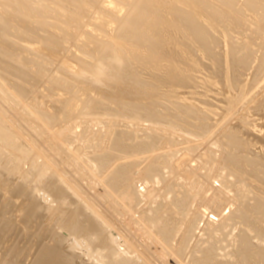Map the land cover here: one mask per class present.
Listing matches in <instances>:
<instances>
[{
	"label": "bare ground",
	"instance_id": "6f19581e",
	"mask_svg": "<svg viewBox=\"0 0 264 264\" xmlns=\"http://www.w3.org/2000/svg\"><path fill=\"white\" fill-rule=\"evenodd\" d=\"M121 1L122 0H64V1H59V0H0V6H2V8H3V9H0V24H1V27H0L1 30L0 31L3 33V34H1L2 41H0V80L3 82V85L8 88L7 89L0 84V92L2 91L3 92L2 94H5V95L10 94V96H12V97H14V96L18 97V95L20 93L25 94L27 91H30L31 88L32 89L35 88L37 82L39 83V81H40L42 83L43 78H45L44 75L47 72H49L50 70H52V69H48V68H49V64H51V61H50L51 58L50 57L53 56V54H52V56L50 54L54 52V50L56 49L55 47H57V49H58V50H56L57 52H59L61 49H65L66 47H68L65 45V48H63L65 43L68 44L70 42V41L68 42V40H70V38L66 39L64 37H69L72 33L74 34V32H77L78 30H80L79 28L82 24L80 20H82V18H83L82 10L84 9L86 11V10L96 8L95 9V16H96V14L99 16L105 15L107 13L106 11H108V10L110 11L111 9H112V11H114V12L116 11V13H117L118 12L117 9H120V8H117V4H119V6L122 4L125 5V2H121ZM138 1H139V3L136 0L134 2L132 1L133 3L137 2V3H135L136 5L138 4L137 6L135 5L136 7L133 6L131 8V5L128 4V5H130L131 9H130V11L128 9L129 13L127 14L126 17L124 16L123 18H120V17L115 15L118 18V19L116 18L115 20H117L118 22L116 24L117 29L115 28L116 32H115V35L113 37L114 40L109 42V44H107V45H105L104 43L99 45L100 42L97 44V45H99V48L102 51V53H101L102 56L97 57V58H92L94 61L92 66H86L85 64H81L79 66L77 72L74 73L71 71L73 68L70 65H67V66H69V70H68V68L63 69V70L58 69L59 71H57L56 74H55V72L52 73V71H50V73H52L53 75L55 74L56 76L54 77L53 80H50V82L48 80L46 81L47 78L45 79V81L47 83L49 82V85H50V83H52L54 81L52 83V87L55 88V86H56L55 91H58V89H60V90H63L65 88L68 89L67 87H69V84L63 78V76H68L71 79L75 80L81 89L91 88L92 90H94L96 92V94L100 95L101 100L96 102V101H94V99L93 100L88 99L89 101L88 102L86 101V103L84 104V108L82 105L81 106L82 110H79V111H81V114H78L79 111L78 112L76 111L75 115L78 114V115L83 116L86 114L85 111H87V109H90L95 104H101L100 105L101 109L104 108V111L101 110V111H99L100 112L99 113L98 110L100 108L97 110L98 106H96V105L95 106L97 107L96 108L97 111L94 110L99 115L102 114L103 116L104 115L109 116V118H111V116L116 115L115 119H117V120H119V118H117V116L123 115V117L126 116V118H131V119L134 118L133 120H136L137 122H139L138 126H135L136 123L134 126H133V124H132V126H130L131 124L129 123L130 125L127 124V126L125 128H123L125 126L123 124V122H122V124L124 125L123 127L120 126L118 128H114V127H117L115 124H114L115 125L114 127H111V128L106 127V133H109L108 135L111 136L110 135V132H111L112 136H111L109 142H107L106 146L101 145L102 146L101 151L96 152L95 156H93L95 162L94 161L92 162L93 164L95 163L93 165V167H94L96 173L94 171L93 172L95 174H98V175H101V173L106 172V170H108L111 167V165L114 164V166L111 167L109 172H107L106 176L105 177L103 176L104 180L103 179L102 180H103V183L105 184V187L106 186H107V188L109 187L110 191H112L111 193H113L114 195L116 194L117 196H119V198H122L121 202H123L125 205H127L128 208L129 207L131 208V206L128 205L131 201H135V199H137L139 201L140 195H137L134 197H123V194L125 193L128 186H131L134 184L133 177H132V172L134 170L133 168L135 166H137L138 164H140L141 162H144L146 160L145 157L144 158H133V157H136V156L141 155V154H145L146 149H147L145 146V143H146L145 140L149 137H150L151 142L154 143L155 147L161 145V143H162V131H160L158 129H154V128L165 127L169 130L178 131L182 134H185V135L189 136L190 138H198L200 136H203L204 133H206L209 128H208L207 123L205 122V119L202 117V114H204V115H212V114L214 115L215 114L212 110V102L208 99V97H210V95H213L214 93L217 94L219 92V90H220L219 88L221 87L220 86L218 88L219 85H221V84L222 85L224 84L225 86L227 85L226 90L224 89L225 87L222 88L221 90H225V91H222L223 95H224V92H225V95L227 92V96L224 95V97H226V98L225 99L222 98V99L224 100L223 101L224 102V111L229 112L231 109H233V107L239 101H241V99L243 97H245V94H247L249 91L253 90L252 88L255 87V85L264 76V44L260 47L261 51H259V52L261 54L259 56H257V55L254 56V58H256L255 62L258 61L257 62L258 64L256 63L257 67H252V64H251V63H253L252 59H251L252 62L251 61L249 62L251 64L249 67L250 68L252 67L253 69L259 70V72L255 76L247 75L246 77H245L246 72L243 71L244 75L241 72V70H243L242 68H245L244 70H246V71L249 69V67H247V65H248L247 61L249 58V54L247 52H245V53L243 52V49H245V46H246L245 44H247L246 41H248V39L245 41V44H242V41H239V42L234 41L235 44L238 43V45H235V47H234L235 50L243 53V55L241 57L233 58L231 61H229L228 63L223 65V67L222 66L215 67L214 65L211 64V60L213 58H215L216 54L218 53V51L216 50L217 46L214 49V45L217 44L216 40H218L217 38H215L216 37L215 32L216 33L218 32L220 35L221 34L224 35V37L226 35L228 36L230 33L232 35H234L232 33L233 30L231 31L230 29H234L235 28L234 25H236L237 28H238V26L243 27L244 24L246 26L251 25V27L255 26L256 30L258 29L257 31H259V30L261 31L262 29L264 30V14H263L264 13L263 12L264 11V0H244V1L242 0L241 2H245V4L239 2V0H138ZM127 2H128V0H127ZM237 3L238 4L241 3L242 6L244 5V7H242V6L239 7V5ZM32 5L33 6L36 5V7L34 6L32 8ZM237 5H238L239 9L236 8ZM44 7H47L50 10L46 11L44 9ZM54 7H56L57 9H54ZM90 11H92V10H90ZM247 11L251 12L248 14V16H246V14L248 13ZM33 12L35 13L34 16L32 15V14H34ZM51 12H53V13L56 12L57 15L51 14ZM58 13H60L63 17L65 16L64 19H66V20L65 21L63 20L64 21L63 23H65L68 26V28L70 27V29L72 30L70 32L67 31L69 33H67L66 30L64 31L63 29H62L63 31H60V29L62 27L67 28V26H65V24L64 25L62 24L63 18L62 17H61L62 19L58 18ZM88 13H89V11H88ZM111 14H114V13L112 12ZM79 15H80V17H82L81 19H79ZM88 15H86V13H85V16H88ZM24 16H25L24 20L26 18L33 19L34 17H36V19L34 18L33 21H34V23L37 24L38 30H41L42 33L39 31H38L39 32L38 33L37 30H35L37 32V34H36L35 31L33 32L32 30H30V29H32V26L36 27V25L35 26L31 25V27H30L29 25L32 23H30V24L28 23L29 25L26 24L30 29L27 26L24 27L25 24L23 25V27H19L18 25L22 26L21 20L20 21L18 20L20 23L19 22L17 23L16 21L20 17L23 20L22 17H24ZM55 16H57L58 19H56ZM111 16L110 17L105 16V17L109 19V18H111ZM101 17H103V16H101ZM105 17H104V20H105ZM113 17H114V15H113ZM113 17H112V19H113ZM15 18H17V19H15ZM46 18H50L52 20H55V19L59 20L60 19L61 23H60V21H59L60 24H58L57 21H53V23L51 21V23H50V22L45 20ZM70 19L75 20V22L73 20L71 21ZM94 19L90 18V20H93V21H94ZM90 20H89V22H90ZM107 20L104 21L105 24H108V22H106ZM27 21L30 22L32 20H30V21L25 20L23 22L27 23ZM108 21L111 22L112 20H108ZM95 22H94V24L93 23L92 24L95 25ZM98 22H101V21H97L95 26H98L97 25V24H99ZM74 23H76V24H74ZM101 23L99 25L102 26V24H104V23H102V24ZM61 24L63 26H61ZM105 24H104V26H105ZM245 25H244V27L246 29ZM89 26H92V25H89ZM233 26H234V28H233ZM108 27H110V26H108ZM53 28H60L59 33L57 31H54V32H57V34L52 32L51 29H53ZM68 28H67V30H69ZM81 28H82V26H81ZM247 28H249V27H247ZM73 30H75V31H73ZM85 30H86V28H85ZM93 30H95V29H93ZM227 30H230L231 32L228 34ZM244 30L242 29L240 32L242 33V31H244ZM256 30H254V31L256 32ZM43 31H44V33H43ZM89 31L90 30H86L83 32L85 34H87L88 37H90V35H92V34H89V33L92 30L90 32ZM234 31H236V30H234ZM45 32H46V34H45ZM60 32H62V33L65 32V34H60ZM243 33L245 34L246 32H243ZM251 33H253V31ZM262 33H264V31ZM219 34H217V36ZM239 34L236 33L234 36H237ZM261 34H259V36H261ZM74 36L76 37L77 35L70 36L71 39ZM13 37H17L19 40H21L24 43V44H22L23 50L28 52L29 57H27L28 55H26L27 52H24V51H22V53L18 54V52H19L18 47H17V49L15 48V50L17 52V54H15V52H14L15 50H13L14 48L12 49V45H11ZM82 37L84 39V36H82ZM224 37L223 38L219 37V38H221L220 41H222L223 39L225 41H228L227 39H225L226 37L225 38ZM231 37H233V36H231ZM85 39H87V38H85ZM91 39H90V41L92 42ZM19 40L18 41L14 40V42H19ZM87 40H89V39H87ZM233 40H235V39L233 38ZM239 40H241V39H239ZM262 41H261V37H260L259 42H262ZM86 42H88V41H85L84 43H86ZM259 42L257 41V43H255V44L258 45ZM21 43L19 42L17 46H20ZM84 43L82 44V46L78 45L80 47L78 49H80L81 53L83 52L82 54L85 53L84 52L85 49H84V51H83V49H81V47L84 48L83 47ZM219 43H222V42H219ZM263 43H264V41H263ZM255 44H253V45H255ZM13 45H15V44H13ZM42 46H45L46 48H44V47L42 48ZM52 46L55 49L53 48L54 49V50L52 49L53 52L50 53L51 49H49L48 47H52ZM13 47H15V46H13ZM221 47H222V45H221ZM40 48H41V50H40ZM76 48H77V46H76ZM257 48L259 50V47H257ZM21 49H22V47H21ZM42 49H44V50H42ZM48 49H49V51H48ZM212 49L214 51L216 50L217 52H214ZM45 50H47L48 53H46ZM258 50H257V52H258ZM57 52H56V54H57ZM213 52L216 54H214ZM219 53L223 54V52H220V51H219ZM21 54L24 56H22ZM48 55H50V56H48ZM79 55H80V53H79ZM46 58H49V60H47ZM52 58H55V57H52ZM254 58H253V60H254ZM41 59H46L48 64L46 66H42L41 65ZM60 60L61 59H59V61ZM135 61L136 62H138V61H144L145 62L146 65H144L143 67H141V64L139 63L141 69L143 68L142 71L137 72L134 70V68H135L134 64H136ZM30 62L34 63V66H31ZM28 63H29V65H28ZM52 64H53V62H52ZM57 64L55 63L54 65H57ZM63 64H64V62H63ZM54 65H52L53 69H54ZM59 65L62 66V63L61 64L59 63L57 66H59ZM30 66H31V68L36 67V66H38V68L40 67V69H38L39 71H37V73H36L37 75L35 74L34 71H33L34 74H32L30 72L31 71ZM67 66L63 65L62 67H67ZM96 66H97V68H94ZM58 68H60V67H58ZM56 69H54L53 71H56ZM53 75L51 76V78L53 77ZM46 77H48V76L46 75ZM239 82H242L244 84L243 89H238V83ZM41 83H39V84H41ZM45 85L43 86V88H45ZM48 87H47V89L49 90L50 87L49 88ZM6 89L9 93L5 92ZM48 90L46 91V88H45L46 92H49ZM52 90H54V89H52ZM207 91L209 92L208 93L209 95L206 99L201 98L203 95L201 97L198 96V95H201L203 93L205 94V92H207ZM51 92H53V91H51ZM188 92L190 93L189 96H191L193 94V96L196 95L199 97V98H194L195 96L194 97L192 96L195 100L201 98L200 100H197V101H199V103L198 102H197V104H195V102L191 103V102H193L192 100H194V99H192L191 97L189 99L188 95H186V93H188ZM76 95H77V93L73 96V98L75 100L72 98V101L73 100L75 102L77 101ZM213 97H215V96H213ZM187 99L190 100L189 102L191 104L190 103L188 104L185 101ZM162 100H164V101L162 102ZM219 100H221V99H219ZM262 100H264V95L255 104H258V105L264 104V102ZM52 101L54 102V100H52ZM165 101L167 103H169V105L171 104V106L169 107ZM57 102H60V101L57 100ZM57 102H56V104L53 103L54 106L53 105L52 106L53 107L58 106ZM81 103L83 104L82 101H81ZM163 103H165L166 106L165 105L163 106L162 105ZM91 104H92V106H91ZM261 106H264V105H261ZM59 107H57V109ZM76 107H77V103H76ZM260 107H258V108H260ZM57 109L55 110L56 114H57ZM77 109H79V108L77 107ZM261 109H263V107ZM70 110H68V111H70ZM91 110H92V108H91ZM202 110H204L205 112H203ZM263 110H262V112H263ZM102 111L104 113H101ZM72 112H75V111L72 110ZM66 113H64V114H66ZM53 114L55 115L54 112H53ZM68 114H70V115H67L69 117H67L65 115L66 118H68V119L71 118L72 115H74V113H72V115H71V112H69ZM89 114H92V113L89 112ZM45 115L49 116L50 114H45ZM94 115H95V113H94ZM48 116H47V118L50 117V116L49 117ZM76 117H77V115H76ZM119 117H121V116H119ZM57 118H60V117H57ZM95 118H97V117H95ZM60 119L63 121V118H60ZM112 119H113V117H112ZM252 119H253V117H251V120ZM93 120H95V119H93ZM248 120H249V116H248ZM248 120L247 121L245 120V122L242 124L241 127H236L233 130H229V132L222 133L220 135V137L216 140V144L219 145V147H221L220 150H222L223 153L224 152L226 153L225 162L227 164H229L231 167V170L225 169L226 173L224 174V179L229 177L228 181L231 185V186L230 185L226 186L227 183L225 184L226 187L229 186V188L227 190H229L230 193L235 194L236 190H238L236 188V184L239 185L240 187H244L246 189L248 188V190H246V192L248 194L245 195L246 199L241 200V198L240 199L238 198L239 197L238 194L234 195V196H236V197L238 196V197L237 198L235 197V200H234L235 202H233V208L230 211L229 219L232 217L231 222H233V223H231L232 225L230 226V229L226 230L227 227L226 228L223 227L224 230L221 229L222 226H226V225H224L225 220H224V222L222 221L223 225L219 223V224H216V226H214L215 223L213 222L214 224L212 223V225H213L212 227H215L213 229H215L217 232L219 231L218 232L219 234L216 235V233H215L212 235L211 234L212 232L209 233L210 228H212V227H210L211 225L209 226V224H210V221H209L208 226L210 228L208 230H206L208 228L207 225H206L207 226L206 229L204 228V230H205L204 235L207 234V236L206 237L202 236L204 238H201L198 240V245L195 246L196 252L195 253L193 252L194 254L191 252L194 257L192 256V254L190 256L188 255L189 259H192L190 261H187V262H190L189 264H264V119L261 117L257 118V119L255 118L253 120V122L248 121ZM5 122H6V120L0 116V137L2 139L5 138V135L9 131L8 126L6 125ZM93 122H95V121H93ZM100 122H102V121H100ZM133 122H135V121H133ZM79 123H80V119H79L78 124ZM145 123L149 124V127L145 128ZM118 125H121V123ZM111 126H113V124H111ZM245 129H247V130H245ZM99 130H101V129H99ZM107 130H109V131H107ZM252 130L254 132H257L259 135L254 134ZM248 132L251 133L248 135H253L252 138L248 139L247 138L248 136L246 137V134ZM106 133H104V135ZM108 135L107 136L105 135V137H108ZM144 135H145V137H144ZM108 139H109V137H108ZM108 139H106V140H108ZM3 141H4V139H3ZM8 142L9 141L5 140V143H8ZM9 144H10V142H9ZM258 145H259V147L253 148V147L258 146ZM3 146H5V145L4 144L0 145V147H3ZM7 148H5L4 150L9 152L7 150ZM15 148H16V146H15ZM254 149H257L258 151L256 152ZM236 150L244 151V153L240 155V158H238L234 154V152ZM11 152H12V150H10L9 155H11ZM17 152L14 151V155L13 154L12 155L15 157V153L17 154ZM1 154H3V153H1ZM171 154L172 153H163V154L161 153V154H159L158 157H155V155L152 156L148 162L150 165L146 166L145 169L143 170V173L145 174V176L148 177V179H152V181L155 180V181L162 184V181H164L165 177H166L164 174V171H165L164 168L165 167L162 166V162H158V159L160 157H163L164 158L163 160H166L169 157H171ZM91 158H92V155H91ZM123 159H124V161H123ZM125 159H127V160H125ZM89 160H91V159H89ZM120 160L123 162L119 163L118 161H120ZM8 164H9V162H8ZM0 171H1V169H0ZM31 172H32V170H31ZM5 173H7V172L5 171ZM10 173H8V174H10ZM17 173H18V171H17ZM22 174H23V176H21V177L25 178L24 173H22ZM220 174H221V172H220ZM220 174H219L218 178L220 176L222 177V175H220ZM20 175L21 174L19 173V176ZM26 176H27V174H26ZM32 176H34V175H32ZM1 177H3V176H1ZM35 177H36V175H35ZM6 178H7V176H6ZM33 179H36V178H33ZM220 179H219V181H220ZM224 179H221V180L223 181ZM59 180H60V177H57V176H51L50 179L48 180L49 181L48 186L51 187V191H49V192H51V195L50 194L49 195L51 197H53L54 201H56V202H59L60 200H62L64 198H68L69 194L74 192V190L67 189V188H65V186L60 185ZM226 180H225V182H226ZM9 181H11V180H9ZM16 181H18V180H16ZM8 182H6V183H8ZM26 182L28 183L29 181H26ZM30 182H33L32 178H31ZM44 182L45 181H43V183ZM15 183H17V182H15ZM22 183H23V181H22ZM3 184H4V182H3ZM18 184H20V183H18ZM174 184H176V182H174ZM174 184H172V186ZM15 185H13V188ZM232 185H235V187ZM239 186H238V188H239ZM0 187L4 188L3 186H0ZM5 187L7 188L8 185ZM16 187H18V186H16ZM49 187H48V189H50ZM105 187H104V189H105ZM183 187L181 190H183ZM42 188H43V185H42ZM42 188H40V189H42ZM173 188L174 187H172V190H173ZM235 188H236V190H235ZM5 189L3 191L4 193L7 192V191H5ZM9 189H11V187L7 188V190H9ZM45 189H47L46 186H45ZM1 190H3V189H1ZM18 190H17V192H18ZM9 191H11V190H9ZM14 191L16 192V190H13V192L11 191L13 193V196L18 198L20 195L15 196L16 193L14 194ZM170 191H171V189H170ZM188 191H190V190H188ZM3 192L0 191V193H3ZM43 192L45 193V192H47V190L46 191L44 190ZM171 192H173V191H171ZM246 192H245V194H246ZM75 193L76 192H74V194ZM9 194H10V192H9ZM18 194H19V192H18ZM107 194H109V193H107ZM5 197H6V195H5ZM7 197H9V196H7ZM19 198H18L17 202H19ZM141 198H142V196H141ZM12 199L14 200V198H12ZM26 199H28V198H26ZM79 199L80 198H78V201H79ZM3 200H4V196H3ZM75 200H77V198H75ZM171 200L174 201V204H176V206L178 205L177 208L180 209L178 212H181L180 214H181V216H183V218H184V214H185V216L186 215L189 216L188 219L184 218L188 222L190 221V225L188 227L189 230L187 229L188 233L186 232L187 233L186 235L182 234L183 233L182 231H181L182 233L180 232V230H183V227L181 225L182 229H180V227H179L180 225H178L180 223L177 224V222H178L177 219L179 217L176 218L177 221L175 224V227H178L177 230L176 229L174 230V227H173V229H171V228L168 229L167 225L166 226L163 225L166 222L168 223V221H169L171 223V224L170 223L169 224L173 226V222H172V216L173 215L167 213V214H163L165 217L162 216L163 211L161 208V205H162L161 197H160L161 203H158V205L156 204L157 205V207L155 206L156 209L153 208V206L149 205L148 207H144V209L146 208L145 212H144V210H141V211H143V215H145V218H146L145 221L146 222L148 221V223L151 225L154 224L155 218L158 217L159 215H160L159 216L160 220L162 217L166 218L168 220V221L166 220V222H165L162 219V221L164 223L162 224V222H161L162 226L160 225L159 227L157 226L156 221H155V224H156L155 226L158 229L157 228L154 229L153 232L158 236L159 239H161V241H163L166 244V246L168 245V246H171L173 248V250H174L173 252L176 253V256L177 255L180 256L182 254V252L183 253L186 252L185 251V250H187L186 246L192 240L191 239V238H193L192 236H194V234L196 233V231L193 230V228L195 229L198 227L197 225H198L199 220L201 218L198 215L194 216L197 205L194 203V201H195L194 196L192 197L191 194H189L188 192L180 191V189L179 190L177 189L176 191L174 190V195L171 197ZM23 201H24L23 203L26 202L25 199ZM118 201H120V200L118 199ZM156 201H158V200H156ZM12 203H13V201H12ZM19 203H21V201ZM35 203H37V202H35ZM123 203H121V205ZM193 203H194V205H193ZM7 204H8V202L6 203V205ZM10 204H9V206H10ZM14 204H15V201L12 204L13 208H15V206L18 205L17 207L19 209L25 208L24 205H26V204H22L24 207L20 205L22 207L21 208V207H19V204H17V205H14ZM199 204H201V203L198 202V205ZM1 205H3V204H1ZM125 205H123L124 208H126ZM138 205L139 204L136 205V203H132V207H136ZM142 205H143V203H142ZM43 206H44V204H43ZM119 206H120V204H119ZM28 207H29V205H28ZM116 207H117V205H116ZM7 208H8V206H7ZM140 208H142V207H140ZM26 209L27 208H25V210ZM34 209L33 208L29 209V210L27 209L25 215L26 216L29 215L32 212V210H34ZM14 210L15 209H13V212L11 213V215L14 213ZM37 210L38 209H36V211ZM90 210H91V207L89 205H87L86 202L84 204L80 201L78 207L71 210L69 215L66 214V212H65V217H63L64 222H63L62 226L60 227L64 231V234H61V233L58 234L57 233L56 238L54 240V244H50V245L48 244L45 247V251L43 250L44 253H42V255L40 254L41 256H39V259L36 262V264H77V262H79V261L81 262V263L79 262L80 264H143L141 262V260L139 259L140 256H138V258H137V254L134 255L135 253L132 250L133 246L130 243H128V240L121 241L116 237H112L114 230L111 231V229L109 230V227L107 228L106 224H109L107 222V220L106 219L103 220V218H101V216L100 217L97 216L99 214L95 215ZM154 210L155 211L157 210V211L154 212ZM3 211H4V209H3ZM7 211H9V209ZM16 212L13 215H18L20 213L23 215L22 212H24V211L21 210V212L19 211L20 213H17V214H16ZM144 213H146V214H144ZM32 214H33V212H32ZM35 214H37V213H35ZM41 214L39 216H41ZM170 215H171V217H170ZM174 215L176 216V214H174ZM66 216H67V219L65 220L64 218H66ZM235 216L238 217L240 220L236 221L235 219H237V218ZM13 217H15V216H13ZM18 217H19V215H18ZM1 218H3V217H1ZM173 218H174L173 219V221H174L175 217H173ZM17 219H16V221H17ZM21 219L22 218H20V220ZM26 219H27V217H26ZM26 219L24 217V220H26ZM31 219H33V218H31ZM159 219L157 218L156 220L158 222H160ZM180 219H181V217H180ZM6 220H7V218H6ZM9 220H7V221H9ZM20 220H18L19 222L18 221L17 222L20 223L22 221V220L21 221ZM228 220H226V222ZM12 221L13 220H11L10 223H12ZM31 221L33 222L34 220H31ZM187 221H185V222H187ZM17 222L14 224L18 225ZM26 222H27V220H26ZM182 222H183V220H182ZM33 223H31V224L29 223V224L32 226ZM60 223H62V222H60ZM1 224H3V223H1ZM23 224L21 222L20 226ZM35 224H36V222L34 223V225ZM169 224H168V226H169ZM182 224H184V223H182ZM187 224L188 223H186V225ZM25 225L26 224H24L23 229L26 227ZM30 225H27V227ZM186 225H185V227H186ZM3 226L6 227V225H3ZM10 227H12V226L10 225ZM144 227H146V225ZM185 227H184V229H185ZM12 228L9 229L10 232H11ZM14 228H16L15 225H14ZM213 229H211L210 231H212ZM21 230H22V228H21ZM233 230H234V232H235V230L237 231V232H235L236 233L235 236L232 237L233 239H231V240H233V242L231 240L228 241L230 235H232V233H233ZM6 231H8V230H6ZM25 231H26V233L28 232L27 230H25ZM60 231H61V229H60ZM224 231H226V232H224ZM17 232H19V230ZM179 232L182 235H180L179 239H177L176 236H177V234H179ZM3 234H4V232H3ZM172 234L174 236H172ZM214 235H216V236L214 237ZM10 236H12V235H10ZM92 236H96V240L93 241ZM0 237H1V235H0ZM216 237L218 238L217 240H215ZM3 238L5 239L6 237H3ZM14 238H16V237H14ZM122 238L125 239L124 237H122ZM198 238H199V236H198ZM226 238H228V239H226ZM4 239H1V240H4ZM175 241H176V243H174ZM4 242H5V245L8 244L6 241H4ZM8 242H9V239H8ZM16 242H18V240ZM223 242H225V243H223ZM1 243H3V241H1ZM1 243H0V245H4ZM26 243L27 242L23 243V241H22V244H26ZM68 243H71L70 246H67ZM83 243H86V244L88 243L89 246L91 245L93 248L92 250H94L95 252L99 251V252L103 253L101 255L104 258V260L101 259L102 258L101 257L100 259L102 261L100 259H99L100 262H99V260L97 261L96 260L97 255L95 256V259L91 258V256L92 257L94 256V254H92V253H91V256L89 254V252H92L91 249H89V252L87 251L88 252V254H87L88 258H86L85 257L86 255H84V254L83 255L78 254V252L76 254L75 250L77 249V246L81 245ZM121 244L124 245V247ZM222 246L223 247L225 246V248H223ZM21 247H23V246L21 245ZM16 248H18V247L16 246ZM226 248L227 249L229 248L230 250L228 249L229 251H227ZM24 249L26 250V248H24ZM78 249H79V247H78ZM85 249L87 250V247ZM15 250H17V249H15ZM79 250H81V249H79ZM15 252H17V251H15ZM124 252H129L132 254V256H129V255L125 254ZM21 253H22V251H21ZM21 253H20V255H21ZM82 253H84V252H82ZM97 254H98V252H97ZM20 255H17V256L21 257ZM184 256H185V254H184ZM0 257H2V256H0ZM98 257L99 256H97V258ZM183 258H185V257H183ZM183 258H181V260H183ZM16 259H18V258L16 257ZM143 262H145V260ZM14 264H16V261ZM184 264H186V263H184Z\"/></svg>",
	"mask_w": 264,
	"mask_h": 264
},
{
	"label": "rangeland",
	"instance_id": "374dc122",
	"mask_svg": "<svg viewBox=\"0 0 264 264\" xmlns=\"http://www.w3.org/2000/svg\"><path fill=\"white\" fill-rule=\"evenodd\" d=\"M59 1H64V0H59ZM132 1L134 2L135 0H128L129 3L127 2V0H122L121 2H125V5H123L121 3L122 5L119 6V4H117V8H120V9H117L118 10L117 13H116V11L114 12L111 9L110 10L111 12L108 10V11H106L107 13L105 15H101L103 17H101L97 14H96L97 17L95 16V9L96 8H93L94 10L90 9L92 11H90V10L85 11L83 9L84 10V11L82 10L83 18L80 17L81 14L79 15V19L82 18V20H80L82 23L81 24L82 28L80 26V28H79L80 30L77 31L78 33L74 32V34L72 33L70 35V36H72V35H77V36L76 37L74 36L73 37L74 39L73 38L71 39L70 36L64 37L66 39L70 38V40H68V42L70 41L68 43L69 45L65 43L63 48H65V45L68 47H66L65 49H61V50L59 49L60 50L59 52L61 54L56 51V50H58L57 47H55L56 49L53 46L48 47L49 49H51L50 53L53 52L52 51L53 48L55 49V50L53 49L54 52L50 54L51 56L53 54L52 57H55V58L50 57L51 58L50 59L51 64H49L48 69H52L50 71H52V73L55 72V74H56L57 71H59V70H63V69H67V68L69 70V66H67V65H70L73 68V69L71 68L72 70L71 69L70 70L75 73V72H77V70L81 64H85L86 66H92L93 62H94L92 58H97V57L102 56L101 55L102 51L100 50L99 45L103 44V43L105 45H107V44H109V42L114 40L113 37L115 35V32H116L115 28L117 27L116 24L118 22L117 20H115L117 18L116 16H118L120 18H123L124 16L126 17L127 14L129 13L130 9L136 5L135 3H137V2L139 3L138 0H136L137 2H135V3H133ZM241 1L242 0H239V2H241ZM241 3L245 4V2H241ZM128 4L131 5V8H130V5H128ZM240 4H238L239 7L242 6V4L241 5ZM238 5L236 7L237 9H239ZM34 6L36 7V5H34ZM34 6L32 5V8ZM242 7H244V5ZM0 9H3L2 6H0ZM44 9L46 11L50 10L47 7H44ZM54 9H57V8L54 7ZM128 9H129V11H128ZM88 11H89V13H88ZM112 12L114 14H111ZM247 12H246L247 13L246 16H248V14L251 13L249 11H247ZM85 13H86V15H88V14L89 15L85 16ZM51 14L57 15L56 12L55 13L51 12ZM59 14L60 13H58V18H60V19L63 18L62 24L64 25L65 23H63V22L66 20V19H64L65 16L63 17L61 14H60L61 16ZM32 15L34 16L35 13ZM109 15L110 16L112 15L111 18H109V19L106 18L107 16L110 17ZM113 15L115 18L113 17ZM55 17H56V19H58L57 16H55ZM104 17H105V20L108 19V20H112V21L109 22L107 20L106 22H108V24H105L104 23V21H105ZM112 17H113V19H112ZM22 18H23V20L21 19V17L18 19L15 18V19H17V21H16L17 23L21 20L22 26L18 25L19 27H23L24 24H25L24 25V27H25V26L29 25L30 23H32L29 26L31 27V25H34V26L36 25V27L32 26V29H30L28 26L27 27L30 30H32L33 32L35 30H37V32L39 31L42 33L41 30H38L37 24L34 23V21H33L34 18L36 19V17H34L33 19L26 18L25 20H29V21L32 20L33 21V22L27 21V23L23 22V21H25L24 20L25 16ZM90 18L94 19V21L90 20ZM56 19L52 20L50 18H46L45 20L50 22V23H51V21H52V23H53V21H57V23L60 24L61 20L60 19L56 20ZM70 20L72 21L73 19H70ZM89 20H90V22H89ZM59 21H60V23H59ZM73 21L75 22V20H73ZM97 21H101L102 23L105 24V26L101 22H98V23L99 24L101 23L102 26L99 24H97L98 26H95ZM94 22H95V25H93ZM62 24H61V26H63ZM74 24H76V23H74ZM89 25H92V26H89ZM244 25H243V27H244ZM65 26H67V25L65 24ZM108 26H110V27H108ZM234 26H235V28H234ZM234 26H233L234 29H230V30L231 31L236 30L234 32L232 31V33L234 35L236 33L237 34L240 33L239 35H237L238 37L232 35L230 33L231 32L230 30H227V33L228 34L230 33L228 35L229 37L225 34L226 38L224 37V35H222V34L220 35L218 32L217 33L215 32V36H216L215 38L218 39V40H216V43L220 47L217 44L214 45V49L217 46L218 49L216 48V50L218 51V53L217 54L214 53L217 51L216 50L214 51L212 49L214 51L213 53L216 54V57L211 60V64L214 65L215 67H219V66L223 67V65H225L226 63L231 61L233 58L241 57L243 55V53L235 50L234 47H235V45H238V43L235 44L234 41L235 42L236 41L237 42L242 41V44H245V41L248 39V41H246L247 44H245L246 45L245 49H243L244 53L247 52L249 54V58L247 61L248 62L247 67H249L251 64H252V67H257L258 61L255 62L256 58H254V56H256V55L259 56L261 54L259 51H261L260 47L264 44L263 43L264 33H262L264 30L262 29L263 30V31L261 30L262 32L260 30L257 31L258 29L256 30L255 26L251 27V25H249V26L245 25L246 29H245V27L243 28L241 26H238V28H237L236 25H234ZM0 27H1V24H0ZM247 27H249L250 29ZM60 28H53L54 30L51 29V31L52 32L57 31L59 33ZM67 28H68V26H67ZM67 28L62 27L60 29V31H63V30L64 31L66 30V32L72 31L70 29V27L68 28L69 30H67ZM85 28H86V30H90V31L92 30L91 32L89 31L90 32L89 34H92V35H90V37H88L87 34H85L83 32V31H86ZM92 28L95 30H93ZM242 29L243 30L245 29V30L242 31V33H241L240 31ZM0 30H1V28H0ZM254 30H256V32ZM73 31H75V30H73ZM252 31H253V33H251ZM37 32L35 31L36 34H37ZM57 32H54V33L57 34ZM69 32H67V33H69ZM243 32H246V33L244 34ZM43 33H44V31H43ZM258 33L259 34L262 33L261 36H259ZM1 34H3V33L0 31V39H1L0 41H2ZM45 34H46V32H45ZM60 34H65V32L64 33L60 32ZM217 34H219V35L217 36ZM82 36H84V39ZM231 36H233V37H231ZM219 37H221V38L224 37L228 41H225L224 39H223L224 41L223 40L220 41L221 38H219ZM260 37H261V41L263 40L262 42H259ZM85 38H87L89 40H87ZM233 38L235 40H233ZM90 39L92 40V42L90 41ZM239 39H241V40H239ZM14 40L18 41L19 39L17 37H13L12 44H11L12 49L14 48L13 50H15V48L17 49V47H18V51H19L18 54L22 53V51L27 52V51L23 50L22 44H24V43L21 40H19L20 43L22 42L20 44V46H17L19 42H14ZM84 40L88 41V42L84 43L85 42ZM257 41L260 44L259 43H258V45L255 44V43H257ZM82 42L84 43V46H83L84 48L81 47V49H83V51L85 49L84 54H82L83 52L81 53L80 49H78V48H80L78 45L82 46V44H83ZM219 42H222V43H219ZM98 43H99V45H97ZM13 44H15V45H13ZM253 44H255V45H253ZM221 45H222V47H221ZM13 46H15V47H13ZM76 46H77V48H76ZM21 47H22V49H21ZM43 47L46 48L45 46H42V48ZM257 47H259V50ZM49 49H48V51H49ZM40 50H41V48H40ZM42 50H44V49H42ZM257 50H258V52H257ZM45 51H46V53H48L47 50H45ZM219 51L223 52V54H220ZM14 52H15V54H17L16 50ZM56 52H57V54H56ZM79 53L81 56L79 55ZM26 55H28L27 57H29L28 52ZM50 55H48V56H50ZM22 56H24V55H22ZM253 58H254V60H253ZM46 59L49 60V58H46ZM46 59H41V65L42 66H46L48 64ZM59 59H61V60L59 61ZM251 59H252L253 63L250 64L249 62L251 61ZM52 62H53V64H52ZM63 62H64V64H63ZM143 62L144 61L136 62V64H134L135 65L134 70L137 72L142 71L143 68L141 69V67L146 65L145 62L144 63ZM55 63L56 64L62 63V66L66 65L67 67H62L61 65L57 66L58 64L54 65ZM137 63L138 64L140 63L141 67H140V64L138 65ZM30 64H31V66H34V63L30 62ZM28 65H29V63H28ZM52 65H54V69L57 68L56 71H53L54 69H53ZM31 66H30V69H31L30 72L32 74H34L33 71L36 74L37 71H39L38 69H40V67L38 68V66L33 67V68H31ZM58 67H60V68H58ZM252 67L251 68L249 67V69L247 71L244 70L245 68H242L243 70H241V69L240 70L242 73H243V71L246 72L245 77L247 75L255 76L259 72V70L253 69ZM94 68H97V66ZM50 71L44 75V77H45V78H43L44 81L41 79L42 83L44 85L47 83L46 82L47 80L50 82V80H53L54 77L56 76L55 74L53 75L52 73H50ZM46 75L48 77L49 76L50 77L48 78V77H46ZM52 75H53V77L51 78ZM243 75H244V73H243ZM63 78L69 84V87H67L68 89H66V88L63 90L58 89V91H55L56 86H55V88L52 87V83L54 81L52 83H50V85L48 82L45 85V88L47 91L48 90L47 87L48 86L50 87V88L48 87L49 88L48 91L50 92L49 93V92L45 91V88H43L44 85L39 81V83H41V84H39L37 82L38 84L36 83L35 88H33V89L31 88L30 91H27L25 94L20 93L18 95V97L17 96L12 97V96H10V94L5 95V94H2L3 93L2 91L0 92V116L6 120L5 123L9 129V131H8L9 133L7 132L8 135L6 134L5 138H3L4 141L0 137V143H1L0 145H3V144L5 145L3 147H0L1 148L0 149V156H1L0 157V165H1L0 166V169H1L0 177L3 176L0 178V186L4 187V188L0 187L1 189H3V190L0 189V191L3 192L4 189L6 188L5 186L8 185L9 188L11 187V189H9V190H11L12 192H13V190H16V192L14 191V194L16 193L15 196L20 195L19 196L20 198L19 197L18 198H19V202L21 201V203L17 202L18 198L14 197L13 193L11 191L7 190L8 187L5 189V191H7L6 193H4V192H3L4 194L0 193L1 194L0 195L1 196L0 197V199H1L0 200V202H1L0 203V208H1L0 209V211H1L0 212V215H1L0 218L3 217L0 219V231H1L0 232V235H1L0 243H1V241H3V243H1V244H4V245H0V256H2V257H0V263L1 264H14L15 261H16V264L17 263L18 264H36V262L39 259V256H41L42 253H44L43 250L45 251V247L48 244L49 245L54 244V240L56 238L57 233L58 234L59 233L64 234V231L60 227L62 226V224L64 222L63 217H65V212H66V214L69 215L71 210L78 207L80 201L84 204L86 202V204L91 207L90 211L93 212L95 215L99 214V215H97L98 217L101 216V218H103V220L104 219L107 220V222L109 223V224H106L107 228L109 227V230L111 229V231L114 230L113 231L114 236L112 235V237H116L121 241L128 240V243H130L133 246L132 250L135 253V254L134 253L133 254L134 255L137 254V258H138V256H140L139 259L141 260V262L143 264H184V263L189 264L190 262H187V261L192 260V259H189V256L193 252L194 253L196 252L195 246L198 245V240L207 236V234L204 235V233H205L204 228L206 229V227L209 224V221H210L209 226L211 225L210 227H212L213 222L215 223V224L213 223L214 226H216V224H219V223L222 224V221L224 222V220H225L224 225H226V226H222L221 229L224 230V228H226V227H227L226 230L230 229V226L232 225L231 223H233V222H231L232 217L229 219V216H230V211L233 208V202H235L234 200H235L236 196H234V195L238 194L239 197L238 196L237 197L239 199L241 198V200H245L246 199L245 195L248 194L246 192V190H248V188L246 189V188L240 187L239 185L236 184V188L239 191L236 190V188H235V190H236L235 194L230 193L229 190H227L229 188V186L228 187H226V186L230 185V183L228 181L229 177L228 178L225 177L227 180L224 179V174L226 173L225 169L231 170V167L229 164H227L225 162L226 153L225 152L223 153V151L220 150L221 147H219V145L216 144V140L220 137V135L222 133L229 132V130H233L236 127H241L242 124L245 122V120L246 121L248 120V116H249L248 121H252V122L255 118L257 119V118L261 117L264 119V110H263L264 106H261L264 104H259L261 107L258 104H255L264 95V76L255 85V87L252 88L253 90L250 89L251 91H249L247 94H245V97H243L241 99V101H239L233 107V109H231L229 112L224 111V102H223L224 100L222 99V98H224V99L226 98V97H224L225 92L223 95L222 91H225L227 89V85L226 86L224 84L219 85L218 88L221 86L219 88L220 89L219 92L217 94L214 93L213 95H210V97H208V95H209L208 91L205 92V94L203 93L201 95H198L199 97H201L203 95L201 98H205V99L208 97V99L212 102V110L215 113L214 115L213 114L212 115L202 114V117L205 119V122L207 123L208 128H209L208 131L206 133H204L203 136H200L198 138H190L189 136H187L185 134H182L178 131L169 130L165 127L154 128V129H158V130L162 131V143H161V145L155 147L154 143L151 142L150 137H149L145 140L146 141L145 146L147 148L145 154H141V155H138L136 157H133V158H144L145 157L146 160L144 162H141L140 164H138L137 166H135L133 168L134 170L132 172V177H133L134 184L131 186H128L125 193L123 194V197H134V196L140 195L139 201L137 199H135V201H131L128 204L129 206H131V208L130 207L128 208L127 205H125L123 202H121L122 198H119V196H117L116 194L114 195L113 193H111L112 191H110L109 187L108 188H107V186L105 187V184L103 183V180H104L103 178L106 176L107 172H109L111 167L114 166V164H112L111 167L108 170H106V172H103V173H101V175H98V174H95L96 171L93 167V165L95 163L93 164L92 162L94 161L93 156H95L96 152H100L102 146L103 145L106 146L107 142H109V140L112 136L111 132H110L111 136L108 135L109 133H106V127L111 128V127H114L116 125L117 127H114V128H118L120 126L123 127L125 125L123 127V128H125L127 126V124H129V123L131 124V125L129 124L130 126H132V124L134 126L135 123H136L135 126H138L139 122H137L136 120H133L134 118L131 119V118H126V116L123 117V115H119L121 117L117 116V118H119V120L115 119L116 115L111 116V118H109V116H105V115L103 116L102 114L99 115L96 112L99 108L100 109L98 110V112L101 110L104 111V108L101 109V106H100L101 104H95L96 106H98V108L95 105L92 106V104H91L92 110H91V108L87 109V111H85V113H86L85 115H83V116L78 115V114H81V111H79V110H82V107H81L82 105L84 108V104L86 103V101L88 102L89 100L94 99V101L98 102L99 100H101V97H100V95L96 94V92L94 90H92L91 88L81 89L78 86L77 82L75 80L71 79L70 77L63 76ZM45 79H46V81H45ZM0 84L2 86H4L3 82L1 80H0ZM243 87H244V84L242 82H239L238 83V89H243ZM5 88H7V87H5ZM222 88H224L225 90H221ZM7 89H6V91L5 90L4 91L9 93L7 91ZM52 89H54V90H52ZM50 90L53 92H51ZM76 93H77V95H76L77 101L79 100L78 102L77 101L75 102L74 101L75 99L73 98V96ZM186 95H188L189 99H190V97L192 99L199 98L196 95H194L195 96L194 97L193 94L191 96H189L190 95L189 92L186 93ZM213 96H215V97H213ZM225 96H227V92H226ZM72 98L74 99L73 100L74 102L72 101ZM200 99H197V100H200ZM219 99H221V100H219ZM52 100H54V102ZM57 100L60 102H57ZM80 100L83 102V104L81 103ZM197 100L194 99V100H192L193 102H191V103H194V102H195V104H197V102L199 103V101H197ZM163 101L164 100H162V102ZM185 101L188 104L190 103L189 102L190 100H188V99ZM262 101L264 102V100H262ZM52 102L54 104H56V102H57L58 106L55 105L56 107H53L54 105ZM76 103H77V107L79 109H77ZM162 105L166 106L165 103H163ZM167 105L169 107L171 106V104L169 105V103H167ZM57 107H59L60 109L59 108L57 109ZM258 107H260V108H258ZM262 107H263V109H261ZM96 108H97V110H96ZM56 109H57V114L55 111ZM68 110H70V111H68ZM72 110L75 112H72ZM94 110H96V111H94ZM262 110H263V112H262ZM76 111L77 112L79 111L78 114H76L78 118L75 115ZM103 111L101 113H104ZM202 111L205 112L204 110H202ZM53 112L55 113V115L53 114ZM69 112H71V115H72V113H74V115H72L71 118L68 119V118H66V116L70 115V114H68ZM89 112L92 114H89ZM93 112L95 113V115ZM64 113H66V114H64ZM45 114H50L49 115L50 117L48 115H45ZM47 116L49 118H47ZM57 117L63 118V121ZM67 117H69V116H67ZM95 117H97V118H95ZM112 117H113V119H112ZM251 117H253L252 120H251ZM79 119H80L81 124L80 123L78 124ZM93 119H95V120H93ZM132 120L135 122H133ZM93 121H95V122H93ZM100 121H102V122H100ZM122 122L124 125L122 124ZM120 123H121V125H118ZM111 124H113V126H111ZM147 127H149V124L145 123V128H147ZM98 128L101 130H99ZM245 130H247V129H245ZM107 131H109V130H107ZM104 133H106L105 134L106 136L108 135L109 139H108V137H105ZM253 133L259 135L257 132L253 131ZM248 134H251V133L248 132L246 134V137L248 136L247 137L248 139L252 138L253 135H248ZM144 137H145V135H144ZM106 139H108V140H106ZM5 140L9 141L10 144H9V142L5 143ZM15 146L17 149L15 148ZM256 147H259V145L255 146L253 148H256ZM5 148H7V150L9 152L4 150ZM10 150H12L11 155H9ZM13 150L16 152L18 151L17 154L15 153V157L13 156L14 155ZM254 150L256 152L258 151L257 149H254ZM1 153H3V154H1ZM161 153L162 154L163 153H172L171 157H169L170 159L168 158L166 160H163L164 159L163 157H160L158 159V162H162V166L165 167L164 168V170H165L164 174L166 177H165V180L162 181V184L155 181V180L152 181V179H148V177H146L145 174L143 173V170L145 169V167L150 165L148 162L151 159V157L154 155H155V157H158L159 154H161ZM243 153H244V151H239V150H236L234 152V154L238 158H240V155ZM91 155H92V158H91ZM88 158L91 160H89ZM125 160H127V159H125ZM123 161H124V159H123ZM123 161L120 160L118 162L122 163ZM8 162H9V164H8ZM31 170H32V172H31ZM5 171L7 173H5ZM17 171H18V173H17ZM21 172L24 173V177L26 179L21 177V176H23V174ZM220 172H221V174H220ZM8 173H10L11 175ZM19 173L21 174L20 176H19ZM26 174H27V176H26ZM219 174L222 175V177L220 176L218 178ZM32 175H34V176H32ZM35 175H36V177H35ZM6 176H7V178H6ZM51 176L60 177L59 181L61 183L59 182V184L62 186H65V188H67V189L74 190V192H76V193L75 194H74V192L70 193L68 198H64L65 200L62 199L59 202L54 201L53 197L50 196L51 192H49V191H51V187L48 186V182H49L48 180L50 179ZM31 178H32L33 182H30ZM33 178H36V179H33ZM220 178L224 179V180L222 181ZM15 179L18 181H16ZM219 179L221 182L219 181ZM9 180H11V181H9ZM225 180H226V182H225ZM5 181L6 182L9 181V182L6 183ZM22 181H23V183H22ZM26 181H29V182L27 183ZM43 181H45V182L43 183ZM3 182H4V184H3ZM15 182H17V183H15ZM174 182H176V184H174ZM18 183H20V184H18ZM172 184H174L175 186L174 185L172 186ZM225 184H226V186H225ZM13 185H15L14 188H13ZM42 185H43V188H42ZM16 186H18V187H16ZM45 186L47 187V189H45ZM171 186L174 187L173 190H172ZM232 186L235 187V185H232ZM238 186H239V188H238ZM48 187L50 189H48ZM104 187H105V189H104ZM182 187H183V190H181ZM40 188H42V189H40ZM169 188L173 192H171ZM177 189L178 190L180 189V191L188 192L189 194H191L192 197L194 196V199H195L194 203L197 205L194 216L198 215L201 218L199 220L198 225H197L198 227L196 226L197 228H195V229L193 228V230L196 231L194 236H192L194 239L191 238L192 240L189 242L190 244L188 243V245L186 246V248H187V250H185L186 252H184V253L182 252V254L180 256L179 255L176 256V253L173 252L174 251L173 248L171 246H168V245L166 246V244L163 241H161V239H159L158 236L153 232L154 229L157 228L155 226L156 224L159 227L161 225V222H162V224L164 223L163 221L166 222L167 219L163 218V217H165L163 214L169 213V214L173 215L172 216L173 226L170 225L171 223L168 220H167L168 223L166 222L167 224L165 223L163 225H165V226L167 225L168 229L169 228L173 229V227H174V230L175 229L177 230L178 227H175V224H176V221L178 220L177 224L180 223V224H178V225H180L179 226L180 229H182V227H183V230H180V232L182 231L183 233L182 232L181 233L185 234V235L188 233L187 229L190 225V221L188 222L185 219H188L189 216H187V215L185 216V214H184V218H185L184 219L183 216H181V214H180L181 212H178L180 210L179 208H177L178 205L176 206V204H174V201L171 200V197L174 195V190L176 191ZM17 190H18L19 194H18ZM44 190L45 191L47 190V192H45L46 194L43 192ZM188 190H190V191H188ZM9 192H10V194H9ZM245 192H246V194H245ZM107 193H109V194H107ZM5 195H6V197H5ZM3 196H4V200L6 202L3 200ZM7 196H9V197H7ZM141 196H142V198H141ZM160 197L162 200L161 201L162 202L161 208L163 211L162 212L163 217L160 220L159 219L160 215H159L158 217L155 218L154 224L151 225L148 223V221L147 222L145 221L146 220L145 215H143V211H141V210H144V212H145L146 208L144 209V207H148L149 205L153 206V208L156 209L158 203H161ZM12 198H14V200ZM26 198H28V199H26ZM75 198H77V200H75ZM78 198H80L79 201H78ZM24 199L26 201L25 203H23ZM118 199L120 201H118ZM156 200H158V201H156ZM12 201H13V203L15 201L14 205L19 204V207L23 206L22 204H26L24 206L28 210L32 209V208L34 209L35 207L36 208L34 210H32L33 214L31 212L29 215L26 216L25 214H26L27 209L26 210H25V208L19 209L17 207L18 205L15 206V208H13ZM7 202H8V204L6 205ZM35 202H37V203H35ZM198 202L201 204L198 205ZM121 203H123V204L121 205ZM132 203H136V205L137 204H139V205L136 207H132ZM142 203H143V205H142ZM194 203H193V205H194ZM1 204H3V205H1ZM9 204H10V206H9ZM27 204L29 205L30 208L28 207ZM43 204H44V206H43ZM119 204H120V206H119ZM116 205L118 208L116 207ZM123 205H125L126 208H124ZM7 206H8V208H7ZM140 207H142V208H140ZM3 209H4V211H3ZM8 209H9V211H7ZM13 209H15L13 214H15L16 211H17L16 212V214H17V213H20L21 210H23L24 211V212H22L23 215L21 213H20L21 215L18 214L19 217H18V215H13V214L11 215V213L13 212ZM36 209H38L37 210L38 212L36 211ZM156 211L154 210V212H156ZM35 213H37V214H35ZM40 214H41V216H39ZM144 214H146V213H144ZM174 214H176V216ZM171 215H170V217H171ZM13 216H15V217H13ZM24 217H25V219L27 217L26 220L28 223L26 222V220H24ZM173 217H175L174 221H173V219H174ZM180 217L183 220V222L180 219ZM6 218H7V220H9V219L10 220L7 221ZM15 218L17 219V221L20 220V218H22L21 219L22 221L21 220L20 221L22 222V224L25 222L24 224H26L25 225L26 227H27V225H30L33 222L34 223L36 222V224L34 225V223H33L32 226L30 225V226H28L29 228L27 227L28 229L26 227H25L26 229L25 228L23 229L24 224L20 226L21 222L18 223L19 221L17 222ZM31 218H33V219H31ZM157 218L160 220V222H158L156 220ZM176 218H178V219L176 220ZM236 218H237V219H235L236 221L240 220L238 217H236ZM64 219L66 220L67 216ZM162 219H163V221H162ZM11 220H13L12 221L13 224L17 222L18 225L14 224L16 228H14V225L12 223H10ZM31 220H34V221L32 222ZM184 220L187 222H185ZM226 220H228V221L226 222ZM155 221H156V224H155ZM180 221L184 224H182ZM60 222H62V223H60ZM1 223H3V224H1ZM186 223H188V224L186 225ZM168 224H169V226H168ZM3 225H6V227H4ZM10 225L13 228L10 227ZM145 225H146V227H144ZM181 225H182V227H181ZM185 225H186V227H185ZM209 226L206 230H208L210 228ZM184 227H185V229H184ZM11 228H12V230L10 232L9 229H11ZM21 228H22V230H21ZM213 228H215V227L210 228V230ZM60 229H61V231H60ZM6 230H8V231H6ZM18 230H19V232H17ZM25 230H27V231L29 230L30 232L28 231L26 233ZM210 230H209V233L212 232L211 233L212 235L215 233H216V235L219 234L218 233L219 231L217 232L215 229H213L212 231H210ZM3 232H4V234H3ZM180 232L176 236L177 239H179L180 235H182ZM224 232H226V231H224ZM235 232H237V231L235 230ZM235 232L233 230L232 235H230L231 238L229 237V239L228 238H226V239H228V241L233 239L232 237L235 236V234H236ZM10 235H12V236H10ZM216 235H214V237ZM172 236H174V235L172 234ZM198 236H199V238H198ZM202 236H204V237H202ZM3 237H6V238L4 239ZM14 237H16V238H14ZM122 237H124L125 239H123ZM7 238L9 239V242H8ZM1 239H4V240H1ZM217 239L218 238L216 237L215 240H217ZM15 240L16 241L18 240V242H16ZM92 240L93 241L96 240V236H92ZM4 241H6L8 244L6 243L7 245H5ZM22 241H23V243L24 242H27V243L22 244ZM231 241L233 242V240H231ZM225 242H223V243H225ZM174 243H176V241ZM70 244L71 243H68L67 246H70ZM21 245L23 247H21ZM16 246L18 248H16ZM122 246L124 247V245H122ZM78 247L81 250H79ZM84 247L85 248L87 247V250ZM24 248H26V250ZM223 248H225V246ZM15 249H17V250H15ZM89 249L92 250L93 249L92 246L91 245L89 246L88 243L87 244L83 243V244L77 246L75 253L77 254V252H78V254H82V255L84 254V255H86L85 257L88 258L87 254L89 252ZM228 249H227V251L230 250V249L229 250ZM15 251H17V252H15ZM21 251H22V253H21ZM81 251L84 253H82ZM97 252L99 255L97 254ZM20 253H21V255H20ZM91 253L94 254L93 257L91 256ZM124 253L129 255V256H132V254L129 252H124ZM89 254H90L91 258H93V259H95L96 255L99 256L98 258L96 256V260L98 261L102 257L101 254H103V253H101L99 251L95 252L94 250H92V252H89ZM184 254H185V256H184ZM193 254H192V256H193ZM17 255H20L21 257H19ZM16 257L18 259H16ZM183 257H185V258H183ZM181 258H183V260H181ZM101 259L104 260L103 257ZM100 260H99V262H100ZM144 260H145V262H143ZM79 262H77V264L81 263V262L80 263Z\"/></svg>",
	"mask_w": 264,
	"mask_h": 264
}]
</instances>
